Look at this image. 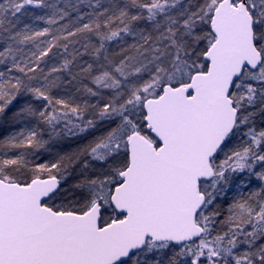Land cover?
Returning <instances> with one entry per match:
<instances>
[{
  "label": "snow or ice",
  "instance_id": "1",
  "mask_svg": "<svg viewBox=\"0 0 264 264\" xmlns=\"http://www.w3.org/2000/svg\"><path fill=\"white\" fill-rule=\"evenodd\" d=\"M0 264H264V0H0Z\"/></svg>",
  "mask_w": 264,
  "mask_h": 264
}]
</instances>
